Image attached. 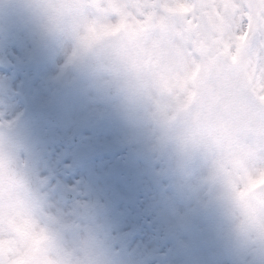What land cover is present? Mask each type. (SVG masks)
<instances>
[{"label":"clouds","instance_id":"clouds-1","mask_svg":"<svg viewBox=\"0 0 264 264\" xmlns=\"http://www.w3.org/2000/svg\"><path fill=\"white\" fill-rule=\"evenodd\" d=\"M109 0H0V16L23 20L41 44L63 53L60 76H83L141 126L151 147L172 166L181 192L201 210L214 209L238 236L264 244V187L246 197L245 166L264 171V104L242 70L202 71L192 100L177 109L162 86L177 66L170 36L153 29L131 36ZM134 15L142 7L124 5ZM103 10V11H102ZM95 29L96 34H93ZM186 95V93H181ZM98 227L55 210L27 170L0 159V264H117Z\"/></svg>","mask_w":264,"mask_h":264},{"label":"rangeland","instance_id":"rangeland-1","mask_svg":"<svg viewBox=\"0 0 264 264\" xmlns=\"http://www.w3.org/2000/svg\"><path fill=\"white\" fill-rule=\"evenodd\" d=\"M244 1H245V0H244ZM229 3H230V6H231V9H238V8L240 7V3H239L238 0H229ZM262 13L264 14V10L262 11ZM213 28L215 29V31H214V35L218 36V35H219V32H218L219 27H218V26H215V27H213ZM227 32L229 33L230 30H227ZM93 34H94V30H93ZM32 36H34V39H31V40H30V44L33 45V46H35V47L37 48L38 43H37V42L32 43L33 41H37V40H38V39H37V36H36V34L34 33L33 30H32ZM25 45H26V44H25ZM23 51H26V50H23ZM257 52H258V49H255L254 53H249V52H247V53L245 54V65L242 64L239 68L242 69V68H244V67L247 66V65H249V67H250L251 64H252V61H253V59H254V55H255V53H257ZM68 78H70V76H69ZM246 79H247V81H249V82H254L249 76H248ZM256 83H257V87H258V89H259V92H258V96H257L256 101H258V102L261 103V104H264V97H262V94H263V92H264V78H263V79H262V78L257 79V80H256ZM236 163H237L238 165H241V166L244 167V171L247 172V174H244V175H247L249 180H250L252 177H254L255 175H257V174L260 175L261 172H262V171H258V172H256V173L254 174L251 170H249V169L245 166V161H243L242 159L237 160ZM245 182H246V181H244V183H243V185L241 186V188L239 187V188H240L239 191L241 190L240 192H242V190L245 189V185H246ZM261 244H262V243H261Z\"/></svg>","mask_w":264,"mask_h":264}]
</instances>
